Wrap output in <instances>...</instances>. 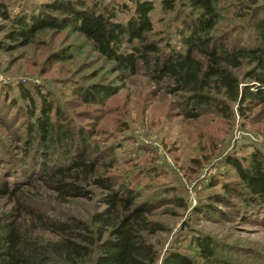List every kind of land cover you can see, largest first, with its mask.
<instances>
[{
	"label": "trees",
	"instance_id": "1",
	"mask_svg": "<svg viewBox=\"0 0 264 264\" xmlns=\"http://www.w3.org/2000/svg\"><path fill=\"white\" fill-rule=\"evenodd\" d=\"M131 1L125 20L116 19L115 9L106 2L92 5L86 0H48L15 10L0 0V17L12 24L7 36L23 45L40 30L70 25L112 63L119 82L81 85L75 93L82 102H104L128 76L143 71L156 83L181 91L178 103L188 117L210 109L228 115L231 103L241 113L244 107L256 108L264 117V15H260L264 0H228L233 7L228 12L235 16V11L240 12L247 25L257 31L259 41L252 45H229V35L214 33L222 18V0H161L166 11L188 9L183 11L184 29L178 31L179 47L170 42L162 46L149 37L153 32L152 0ZM3 45L0 41V47ZM245 64L246 76L252 81L243 83L234 69ZM39 94L35 113L34 97L22 89L35 117L17 134L25 155L17 159L16 168L10 169L9 180L4 173L0 178V264H243L218 252L209 234L194 236L201 260L175 248L167 249L159 258L146 233L154 232L160 224L149 217L148 202L139 198L121 176L124 174L110 172L107 168L111 163L99 160L103 151L93 138L96 130L72 123L63 107L49 95ZM51 147L61 151L55 164H50ZM30 148L39 151L42 158L32 153L34 161L28 162ZM227 161L241 186L237 190L224 183L227 191L238 196L235 208L243 217H259V211H264V152L256 148L245 161L232 155ZM92 186L102 191V207L94 209L88 218L49 212L41 198L31 192L34 187L54 191L62 201L69 196L89 197ZM209 202L202 210L216 213L217 206Z\"/></svg>",
	"mask_w": 264,
	"mask_h": 264
},
{
	"label": "rangeland",
	"instance_id": "2",
	"mask_svg": "<svg viewBox=\"0 0 264 264\" xmlns=\"http://www.w3.org/2000/svg\"><path fill=\"white\" fill-rule=\"evenodd\" d=\"M46 1L6 0V4L15 10ZM86 1L92 5L106 2L115 9L118 20H125L132 8L131 0ZM152 1L153 32L149 37L162 46L170 42L179 47L178 31L184 29L185 8L166 11L161 0ZM231 9L228 0L221 1L222 18L214 33L229 35V45L257 44V31L247 25L240 12L235 11L236 16L229 13ZM54 14L61 16L62 12ZM11 27L0 17V41L4 44L0 47V178L4 173L9 180L10 169L16 168L17 159L25 155L17 134L35 117L33 105L22 96V89L34 97L35 113L41 91L67 111L72 123L96 130L93 138L103 151L99 160L110 162L107 170L124 174L121 176L139 198L148 202L149 217L160 225L146 237L156 245L159 258L167 249L175 248L201 260L194 236L209 234L221 254L238 263L264 264V211H259V217H243L234 206L238 196L224 187L226 183L237 190L241 188L227 161L230 155L245 161L256 148L264 152V117L256 108L244 107L241 113L231 103L228 115L210 109L188 117L178 103L181 91L156 83L143 71L128 76L124 85L104 102H82L75 93L81 85L119 82L112 63L105 61L70 25L60 30H40L26 45L7 36ZM246 67L234 69L243 83L252 81L246 76ZM49 152L50 164H55L61 151L51 147ZM28 153V162L34 161L32 153L42 158L39 151L31 148ZM90 188L93 193L89 197L69 196L62 201L54 191L34 187L31 192L41 198L49 212L58 210L88 218L94 209L102 207L101 189ZM209 201L217 206L216 213L202 210Z\"/></svg>",
	"mask_w": 264,
	"mask_h": 264
}]
</instances>
